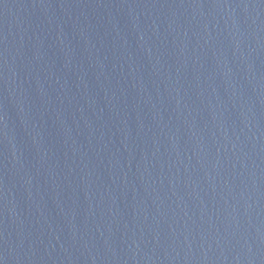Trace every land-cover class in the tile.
Instances as JSON below:
<instances>
[{
  "label": "water",
  "instance_id": "95a60500",
  "mask_svg": "<svg viewBox=\"0 0 264 264\" xmlns=\"http://www.w3.org/2000/svg\"><path fill=\"white\" fill-rule=\"evenodd\" d=\"M52 264H264V0H186Z\"/></svg>",
  "mask_w": 264,
  "mask_h": 264
}]
</instances>
